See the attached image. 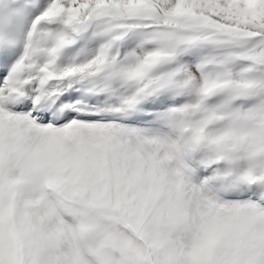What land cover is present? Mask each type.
<instances>
[{
    "label": "snow or ice",
    "instance_id": "obj_1",
    "mask_svg": "<svg viewBox=\"0 0 264 264\" xmlns=\"http://www.w3.org/2000/svg\"><path fill=\"white\" fill-rule=\"evenodd\" d=\"M0 264H264V0H0Z\"/></svg>",
    "mask_w": 264,
    "mask_h": 264
},
{
    "label": "rangeland",
    "instance_id": "obj_2",
    "mask_svg": "<svg viewBox=\"0 0 264 264\" xmlns=\"http://www.w3.org/2000/svg\"><path fill=\"white\" fill-rule=\"evenodd\" d=\"M12 4H15L17 2V0H11Z\"/></svg>",
    "mask_w": 264,
    "mask_h": 264
}]
</instances>
